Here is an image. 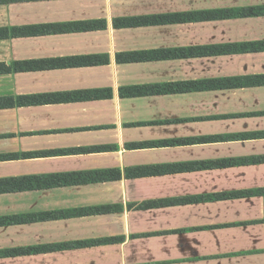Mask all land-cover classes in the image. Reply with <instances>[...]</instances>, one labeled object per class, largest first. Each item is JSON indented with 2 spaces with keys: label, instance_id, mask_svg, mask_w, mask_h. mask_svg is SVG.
Segmentation results:
<instances>
[{
  "label": "crops",
  "instance_id": "0c3cea01",
  "mask_svg": "<svg viewBox=\"0 0 264 264\" xmlns=\"http://www.w3.org/2000/svg\"><path fill=\"white\" fill-rule=\"evenodd\" d=\"M0 264H264V0H0Z\"/></svg>",
  "mask_w": 264,
  "mask_h": 264
}]
</instances>
